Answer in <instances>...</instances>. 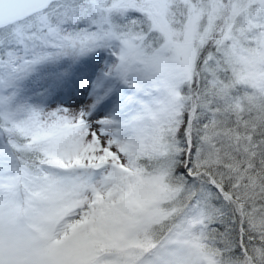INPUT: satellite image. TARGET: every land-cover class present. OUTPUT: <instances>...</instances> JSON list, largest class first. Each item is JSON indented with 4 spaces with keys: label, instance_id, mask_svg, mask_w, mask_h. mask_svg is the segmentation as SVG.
I'll list each match as a JSON object with an SVG mask.
<instances>
[{
    "label": "snow or ice",
    "instance_id": "6c2138e0",
    "mask_svg": "<svg viewBox=\"0 0 264 264\" xmlns=\"http://www.w3.org/2000/svg\"><path fill=\"white\" fill-rule=\"evenodd\" d=\"M0 264H264V0H0Z\"/></svg>",
    "mask_w": 264,
    "mask_h": 264
},
{
    "label": "trees",
    "instance_id": "16d2710c",
    "mask_svg": "<svg viewBox=\"0 0 264 264\" xmlns=\"http://www.w3.org/2000/svg\"><path fill=\"white\" fill-rule=\"evenodd\" d=\"M41 70H43V69H41Z\"/></svg>",
    "mask_w": 264,
    "mask_h": 264
}]
</instances>
